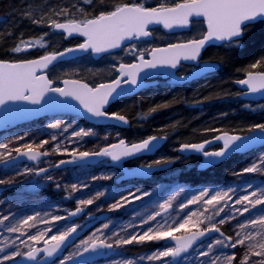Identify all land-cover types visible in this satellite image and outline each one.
Returning <instances> with one entry per match:
<instances>
[{
  "label": "snow or ice",
  "instance_id": "snow-or-ice-1",
  "mask_svg": "<svg viewBox=\"0 0 264 264\" xmlns=\"http://www.w3.org/2000/svg\"><path fill=\"white\" fill-rule=\"evenodd\" d=\"M103 2V0H101ZM84 4H92L93 0H83ZM75 8V5H73ZM83 12V9L80 10ZM56 16H68L70 12L62 8L55 12ZM31 23L47 27L54 30L67 33V37L80 36L84 40L76 44L75 47H65L61 51L46 52L37 59H29L20 62H9L0 59V111L7 112L16 105H32V108H42L46 99L58 98L62 109H70L69 101H75L82 114L95 119L97 122L115 121L122 124H129V120L121 112H109L108 106L119 97L126 96L130 89L136 88L140 82V74L145 70H155L159 68L177 69L182 62H194L195 67L192 73L199 72L202 68L207 69L208 73L215 72L223 64L224 60L210 58L204 60L202 52L210 45H219L227 50L243 49L248 51L249 46L253 44V37L256 32H264V0H161L156 6L145 5L135 0V2H122L113 5L109 10H102L98 15L80 20H68L60 22L56 19H49L47 15L42 14L38 18L29 16ZM161 26L163 29L172 32L175 29H199L192 38L177 42L168 43L167 46L145 47L138 50L136 44L127 45L126 41H144L154 36L155 27ZM256 30V31H253ZM12 35V33H8ZM46 36L47 33H44ZM43 36L35 41H21L11 49L15 53L26 51L33 45L44 44L41 42ZM122 49L128 55L134 56L136 63H119L115 67L117 75L107 83H99L89 86L88 83L79 79H62L59 82L49 75L50 66L54 67L56 62L64 58L75 59V54L83 53L93 56H102L103 54H112L114 50ZM150 57V58H148ZM115 59V56H113ZM260 70V71H256ZM246 79H238L235 83L246 86L247 92L238 95H253L260 93L264 95V52L248 65L245 71ZM184 77H181L183 79ZM62 84L63 86H59ZM232 95L225 91L222 95L215 98H224ZM208 97L207 99H212ZM204 101H197L203 103ZM249 105H245L248 107ZM168 104H161L150 109L149 115L168 108ZM226 115V114H225ZM72 124L66 123L62 118L55 119L54 122L47 124L48 129L60 130L61 134L68 132ZM210 132L220 131L217 129H208ZM248 133H264V123H256L247 128ZM94 135L93 132L79 128L74 130L69 140L73 142L76 139H83ZM264 137V136H262ZM24 136H19L16 140H24ZM56 139L55 136L52 137ZM107 139V137H105ZM167 137L162 135H151L142 139L140 142L131 143L120 139L118 143L102 147L95 151H61V155H67L71 159H61L53 167L60 168L62 165L76 164L96 158H110L113 162H119L123 159L142 156L158 149V141L165 140ZM254 139V136H244L237 134H228L222 132L214 137L215 141H222V147L215 151L206 150V144L213 143V140H205L203 143H184L180 146V152L200 153L203 157L202 164L207 167L216 166L222 162L231 153L241 152L249 148L252 144L247 143ZM49 140H43L39 145L34 146L31 143H24L22 146L9 147L8 143H0V161L8 162L9 158L15 160L17 156H26L29 160H37L41 155L48 156V151L41 152ZM264 143V139L261 140ZM54 152L59 148L53 149ZM13 153L16 155L14 156ZM258 163H252L251 166L244 167L234 175L244 176L246 174L264 175V155L259 156ZM175 163L172 158H160L151 163L141 164L136 171L139 176H147L155 168H163ZM48 173L47 168L38 170L25 169L20 172V176L36 175L40 176ZM112 175L94 177L96 180H111ZM44 179L55 183L56 188L61 185L55 182L51 175H44ZM16 182L14 179H0V185H7ZM80 185L73 184L71 192L81 191ZM87 187V185H83ZM104 193L100 192L97 196L81 199L75 211H70L67 216L54 215L50 218H44L37 215H30L16 223H11L8 215H0V226L9 233L18 234L16 239L27 236V240L20 239V244L28 249L22 251L16 240L8 242L4 240V246L0 247V264H16L17 258L27 261H34L41 264L38 259L43 253L46 258L56 259L52 264H68V261L79 257L87 258L80 260L79 264H91L96 257L107 256L108 251L124 248L129 245H145L151 242H160L171 240L175 241L174 247L163 246L155 254L146 257H140L141 260L159 261L162 264H182V254L195 256L193 264H264V188L257 191L251 184L243 188L242 194L235 195L233 191H220L214 194L209 191H201L199 195H194L189 201L183 204L187 208L192 204H200L204 207V212L210 214L204 219L209 223L200 228L203 223L199 217L203 212H192L179 223L178 227H167L157 225L152 227L151 222L156 220L161 212H156L145 218L140 225H131L140 230L128 232L121 235L119 231L105 235L104 229L109 225L105 223L103 228L97 229L87 239L78 244L77 251L67 257H60L57 254L68 246V241L73 234L77 232V227L73 226L67 230L60 231L48 237V233L53 231V227L59 221L67 220L69 217L77 216L84 211V208L93 205ZM152 194L146 190L137 188L135 191L129 190L127 194H120V197L108 208L109 212H115L125 208L135 201L143 200ZM175 197L170 198L160 208L167 211L171 207ZM228 212L225 213V209ZM255 210V211H254ZM221 213H224L221 216ZM247 214V215H246ZM196 223L193 224V218ZM216 217H219L216 220ZM244 217V219H240ZM215 220V223L213 221ZM9 221L8 224L5 222ZM235 221V225L232 222ZM38 222L47 225L45 230H38L35 235H29V231L35 228ZM229 225L232 233L222 230L223 225ZM148 225V227H144ZM195 227L197 230L190 236H177L175 233L180 229H190ZM127 232V230L125 229ZM99 233V234H98ZM213 236L203 247V241L200 246L193 249L197 240L211 234ZM29 241L32 243L29 244ZM43 243V247L34 245ZM203 247V250H200ZM13 248V251H8ZM245 249L243 257L238 259L236 250ZM193 249V253H189ZM255 258V259H254ZM119 264V262H115ZM124 264H132V261H126Z\"/></svg>",
  "mask_w": 264,
  "mask_h": 264
},
{
  "label": "rangeland",
  "instance_id": "rangeland-1",
  "mask_svg": "<svg viewBox=\"0 0 264 264\" xmlns=\"http://www.w3.org/2000/svg\"><path fill=\"white\" fill-rule=\"evenodd\" d=\"M36 45H33V48ZM256 110V109H254ZM66 123L72 124L73 127L69 128L68 132H64L61 134L60 130L48 129L47 124L53 121H48L46 124L44 122L38 123V125H33L28 127L22 131L11 132L10 135L0 134V143H8L9 147L14 146H22L24 143H31L34 146L39 145L43 140H49L50 145H45L43 149L40 151H48L49 152V160L41 163L43 166H50L56 163V161L60 158L67 157V155H61V151H73L79 149L80 151H95L99 150L102 147H106L105 137L109 138L108 134L98 135L93 130L89 129L82 125L77 119H66L62 118ZM79 128H83L85 130H89L94 133V135L90 137H85L82 140L76 139L74 142L69 140V137L72 135L74 130H78ZM13 133V134H12ZM19 136H24L25 139L16 143V140ZM33 136V137H32ZM55 136L56 139L53 140L52 137ZM116 136V135H115ZM114 135L112 137H115ZM59 148V151L54 152L53 149ZM3 151V150H0ZM15 156V153H13ZM264 155V149L257 151L255 154L251 155L249 158V162L244 167L251 166L252 163H258L259 156ZM11 158H9L10 160ZM8 160V161H9ZM4 163L0 161V179H14L16 182L7 185H0V188L4 187H14L15 191L11 194L4 196L0 200V215H8L10 217L11 223H16L19 220L24 219L30 215H39L44 218H50L54 215H64L67 216L68 213L74 209H70L69 202H73L75 206H80L79 201L81 199H88L97 196L100 192H103L104 195L101 196L98 200L95 201L93 205L87 206L84 208V215L87 212L89 215H92L96 212L102 211L103 208H109L112 203L115 202L116 199L120 197V194H127L129 189L125 190H116L113 187L112 179L111 180H94V177H100L105 175H112L111 171H101L98 170L101 168L92 169H82L81 172H78L74 178L79 179L81 183L75 182H67L62 183L64 180H67L72 177L71 174H63L60 175L59 178L57 175L53 176L55 181L58 180V183H62L61 190L63 194L56 196L55 198L48 197L42 193L44 189L47 188V182L49 180L44 179V176L39 178L35 183H32L31 180L35 177V175H25L20 176L19 173L24 171L25 169H33L38 170L39 165L36 167L31 164H21L17 166H13L7 169H4L1 164ZM243 167V168H244ZM98 169V170H97ZM97 173L95 175L94 173ZM113 178V177H112ZM62 181H60V180ZM108 186L100 187L99 184L106 182ZM57 183V182H56ZM73 184H77L82 186L81 191L76 193L71 192V186ZM248 184H251L257 191H260L261 188H264V175L260 174H246L244 176H235L234 179L226 181L222 184H212L210 182H206L204 185L193 186L189 184H179L175 179L174 181H170L164 183L160 189L155 192H150L152 195L150 197H145L143 200L135 201L133 204L127 205L125 208L119 209L113 212L116 217L114 220L107 221L106 223L109 225L108 229H104L105 235H108L112 232L119 231L121 235H126L128 232H134L140 230L138 227H131V225H140L142 221L151 216L155 215L156 212L161 210L160 205L164 204L170 198L175 197L173 200L171 207L173 211L167 215L165 218L160 219L159 216L156 217L155 221L151 222L152 227H156L158 224L167 227H178L179 223H182L184 219L187 218L192 212L201 213L203 212V216H200L199 219L203 220V223L199 225L200 228L205 227L209 221L204 219V217L208 216L210 212H204L203 209L206 206L200 204H192L187 208L183 207V204L189 201L194 195H199L201 191H209L214 194L215 192L220 191H233L235 195L242 194V190ZM55 185V184H54ZM83 185H87V187H83ZM135 191V190H134ZM155 195L160 198H156ZM149 200L150 204L147 203ZM147 203L146 207H143ZM86 209V210H85ZM170 209V208H169ZM255 211V210H254ZM228 212V209H225V213ZM103 214V213H101ZM83 215V216H84ZM224 213H221L223 216ZM247 215V214H246ZM90 217V216H89ZM80 219V218H79ZM219 217H216L218 220ZM240 219H244L241 217ZM78 220V219H77ZM77 220L72 222H68V220L59 221L53 227V231L48 233V237L53 234H58L57 229L60 231L67 230L70 227L78 225L75 223ZM6 224L9 221L5 222ZM196 223V218H193V224ZM215 223V220L213 221ZM235 225V221L232 222ZM104 225V224H103ZM103 225L97 229L103 228ZM51 225H47L43 222H38L35 228H32L29 231V235H35L38 230H45L47 227ZM144 227H148V225H144ZM226 229L228 233H232V228L229 225H223L222 229ZM79 229V228H78ZM97 229L85 235L83 238H80L76 243H74L64 254L63 257H67L71 255L73 252L77 251V245L81 243L82 240L87 239L93 232ZM127 230V232L125 231ZM197 229L192 227L188 230L180 229L179 232L175 234L177 236H182L190 232H194ZM99 234V233H98ZM18 234L9 233L0 226V247L4 246L5 238H8V242L11 240H16V243L20 245L22 251L26 252L28 249L20 244V239L27 240V236L21 237L20 239H16ZM210 238L209 240H211ZM209 240L203 243V247H206ZM167 241V240H166ZM166 241L160 242H151L145 245H129L124 248L115 249L114 254L111 257H108L104 260L98 261L93 264H115V262H119V264H124L126 261H132V264H162L159 261H148L147 259L141 260L140 257H146L149 255L155 254L158 250H162L163 246H165ZM32 242L29 241V244ZM43 245V243L36 244ZM201 245V244H200ZM199 245V246H200ZM168 247H174V245H167ZM201 247L200 250H203ZM195 247L194 249H196ZM13 248H9L8 251H13ZM225 251H236L238 259L243 257L245 249L239 248L236 250H225ZM193 253V250L190 252ZM186 257L183 259L182 264H193L195 259L193 255H184ZM18 259V258H17ZM255 259V258H254ZM173 264H177V262H173ZM198 264V262H197Z\"/></svg>",
  "mask_w": 264,
  "mask_h": 264
},
{
  "label": "flooded vegetation",
  "instance_id": "flooded-vegetation-1",
  "mask_svg": "<svg viewBox=\"0 0 264 264\" xmlns=\"http://www.w3.org/2000/svg\"><path fill=\"white\" fill-rule=\"evenodd\" d=\"M139 2L144 3L143 0H139ZM145 5L147 6V4H145ZM61 22H67V21H61ZM77 22H79V21H77ZM198 30L199 29H197V28H192V29H187V30H181L179 32L167 33L161 27H156L155 31H154V36L152 37L151 40L134 41L128 45L136 44L138 50H142L145 47H149V48L154 47V46L164 47V46H167V44L171 43V42H177V41L192 38L193 36H195L197 34ZM52 32L59 34L63 38L64 41H76L77 42L76 44H78V43H82L84 40L82 38H77V37L65 39L66 35H64L63 33L55 32L54 29H52ZM253 38H255V36ZM59 43L61 44L60 40H59ZM76 44L70 45L67 47H75ZM63 48H65V46H63ZM63 48H61L58 51L63 50ZM31 49H33V46L30 47L28 49V51H31ZM242 51H243V49L227 50V49L223 48L222 46L213 45V46L207 47L202 52V58L204 60H208L210 58L225 60L224 58H226L227 55H233L236 53H241ZM40 56L26 58V59L18 60V61H10V62H19V61H24V60H29V59H36V58H39ZM113 56H115V59L113 58ZM136 62L137 61L135 60L134 56L128 55V54H126L125 51L120 49L116 52H113L112 54L104 55L99 59H94V58H92L91 55H86L84 57H80V58H76L73 60H69L66 62L59 63V64L55 65L54 67L50 68L49 75L51 78L56 79L58 82H59V80H62V79H79L82 82L88 83L89 86H94V85L99 84V83L110 82L117 75V73L115 72L114 69H115V67H118L119 63H136ZM194 67H195L194 62L182 63V65L176 69L175 79H172L171 77L163 78L162 76H158V77L153 78V79H146L144 81V83H147V84L149 83V85L147 87L143 88L142 90H140L135 95L120 98L119 100H117L115 103H113L112 105H110L108 107V111L109 112H121L123 114L126 109H129L128 104L125 105L126 107L123 106L124 103H126L127 101H130V100H133V99H138L136 109H135V112H138L141 110V103H142L141 97L143 95L144 96L148 95L147 97L149 98L150 96H154V95L163 93L166 95H179L180 97H182L184 99L186 96H190V97H192L190 100V103H186V102L184 103L187 110L194 111L197 113L203 112L206 115L209 114L210 105H209V101L206 100V97H207V94L209 91V87H210L211 83H213L217 77H220L221 74L226 73L227 68H226V65L223 64L215 72H210V73L204 72V69L202 68L199 72H196L193 74L192 68H194ZM67 70H73V71L88 70L89 72L83 76L65 77L64 74ZM181 77H184L183 79L188 78V77H190V78L188 80L182 81L183 79H181ZM245 78H246V75L244 72V73H241L232 82L233 89L230 91V93L232 95L228 96L229 98H233L230 100V102L232 104L231 109L235 112H237L238 110L241 112V109H243V108L249 112L259 111L264 106V99L252 102V101L243 100V98H242L243 95H238L240 93H244V91H242L240 88H238L237 83H235V81L238 79H245ZM59 86H61V84ZM197 101H204V102L203 103H197ZM245 105H249V106L245 107ZM254 109H256V110H254ZM59 118H66V119H73V120L77 119L82 125L93 130L98 135L108 134L110 137L105 139L106 146H110L111 144H116L119 142L120 139H123L128 144H131V143L140 142L142 139L147 138V137H144V138L132 137V135H136L135 127L141 129L142 127L146 126L145 124L147 122H145V120L141 119V121H137L135 124H133L127 116H126V118L130 122V127H128V128H122V127H119L116 125L89 124L88 122H85L83 119H81L79 117H75V116H56V117L55 116H48V117L40 118L39 120H36L34 122H31V123L19 125L15 128H12V129L5 131V132H2L0 134L10 135L9 133H11V132H17V131L19 132V131H22L28 127L33 126V125H38V123H40V122H44L43 124H46V122H48V121H53V120L59 119ZM224 119H225V117H224ZM201 125H202L201 128H199V133H200L201 138L196 139L194 141H190V142H184V143H203L205 140L214 139V137L216 135H220L222 132H227L228 134H237V135L248 134V132L244 133V134L243 133H237L236 130H233V129H222V131L210 132V131H208V129H210L209 123H207L205 121ZM113 135L114 136L116 135V136L112 137ZM168 141H169V138L167 137V142H166L165 146L161 150L156 152L154 155H149V156L137 158L133 161L125 163L124 167L134 168V167H138L141 164L151 163L152 161H154L156 159L162 158V156L164 155L163 154L164 148L167 146ZM184 143L176 144L174 147L173 154H172L171 158L175 160V163L173 164L172 168H170L169 170L163 171V172L154 173L151 177H149L147 179L119 180L124 175V172L117 167L110 166L109 160H104L102 162H99L96 165L68 164L64 168L53 169L44 175H51V176L57 175V177L59 178L60 175H63V174L65 175V174L69 173L72 175L71 178L64 180V182H62L60 179L59 180L62 183H67V182L81 183L79 181V179L74 178V176H76V174L78 172H81L82 169L95 170L96 168H101V169H99V170L97 169V170L99 172L111 171L112 173H115L112 176L113 178H112L111 182L113 184L114 189H116V190H125V189L128 190L129 189V190L134 191L137 188H139L142 191L146 190V191L152 193V192H155L156 190L160 189V187L164 183L174 181L175 179L178 181L179 184L180 183L186 184L185 181H182L180 179L181 176H186L189 174L199 176L201 173H204L205 175L202 177H207V176L209 177L217 168H219V166L221 164L227 162L229 159L237 158V157H244L245 159L249 160L251 155L255 154L257 151H260L261 149H264V147H262L258 150L252 151L251 153H249L247 155L235 154V155H232L231 157L227 158L224 162H222L216 166H213V167H211L209 169H205V170H199V166L203 161V157L201 154L190 155L187 157H184V156L178 154V149ZM47 145H50V143ZM220 147L221 146H213V147H210L206 150L215 151V150H218ZM49 158H50L49 156H45L44 159L41 160L40 162H38L37 164H33V165L31 164V165L33 167L34 166L36 167V165H39V164L43 163L44 161L49 160ZM61 159L67 160V159H71V157L67 156V157L60 158L56 161V163H58ZM53 165L43 166L41 164L39 166V169L40 168H47V169L52 168ZM1 166L4 168L3 164H1ZM4 169H7V168H4ZM242 169H243L242 167H239V168L235 169L234 172H238ZM99 172H96L94 174L97 175V173H99ZM234 172L231 175H234ZM44 175H41V176L35 175V177L31 180V182L35 183L39 178L43 177ZM234 176H236V175H234ZM55 182L58 183V180ZM206 182H209V181H206ZM62 183H60V185H62ZM54 184L55 183H53L52 181H49V182H47V187L49 189L52 187L53 190H57V192H59L60 195H61V193L63 194L61 187L58 189V188H56V186ZM189 185H191V184H189ZM99 186L101 188L106 187V186H108V183L106 181L104 183L99 184ZM4 188H6L5 191L10 190L12 188L15 191L14 187H4ZM2 194H0V195H2ZM155 197L160 198L157 195H155ZM147 203L150 204L149 200L147 201ZM147 203L145 201V204L143 205V207H146ZM69 206H70V209L76 208V206L73 202H69ZM169 208H170L169 211H167L166 213H163V211H164L163 209H161L159 211V212H161V215L159 216L160 219L165 218L167 215H169L173 211L172 207H169ZM101 213H108L109 216L103 222H100L98 224L93 225L85 233V235H88L89 233H91L95 229L99 228L100 226L105 224L107 221L114 220L116 217V215L113 212H109L107 208H103L102 211L96 212L92 215H89V213L86 210L85 215L82 216L80 219H78L75 222V223H78L77 228H79V229L85 228L86 226H88L89 224L94 222V220H88L89 216L97 217ZM114 252H115V250H114ZM102 260H104V259H102ZM99 261H101V260H99Z\"/></svg>",
  "mask_w": 264,
  "mask_h": 264
},
{
  "label": "trees",
  "instance_id": "trees-1",
  "mask_svg": "<svg viewBox=\"0 0 264 264\" xmlns=\"http://www.w3.org/2000/svg\"><path fill=\"white\" fill-rule=\"evenodd\" d=\"M135 0H93L92 4H84L83 0H0V59L7 61H18L26 58L36 57L46 52L58 51L63 46L75 45L76 41H64L63 38L52 32L51 28L41 27L31 23L29 16L39 17L42 14L49 19L61 21L75 20L80 21L98 15L102 10H108L113 5L122 2H134ZM145 4L156 6L161 0H143ZM171 2V0H169ZM75 5V8L73 7ZM62 8L69 10L68 16H56L55 12ZM83 9V12L80 10ZM256 31V30H253ZM12 33V35H8ZM44 33H47L45 36ZM44 44L41 48L39 45L34 46L31 51H21L15 53L11 49L21 44V41H35L40 39ZM61 41V44L59 43ZM49 42V43H48ZM64 49V48H63ZM264 52V32H256L253 38V44L249 46L248 51L243 50L241 53L227 55L224 58V64L227 71L217 77L209 87L206 100L209 101V114L197 113L187 110L184 103H190L192 97L186 96L185 99L179 95L157 94L147 97H141V110L135 112L137 100L133 99L124 103L123 106L129 105V109L124 111L133 124L141 119L147 122L141 129L135 127L136 135L132 137L144 138L151 135H162L169 138L167 146L164 148L162 158H171L176 144L194 141L200 139L199 128L203 122L209 123L210 128L222 131V129H233L237 133H247V128L256 123H264V106L259 111L249 112L244 108L241 112L231 109L230 100L233 98H215L222 95L225 91L230 92L232 82L241 73H244L248 65ZM260 71V70H256ZM89 71L67 70L65 77H78L87 74ZM223 78V79H222ZM213 97L212 99H207ZM168 104L169 107L149 115L150 109L157 105ZM126 107V106H125ZM226 114V115H225ZM225 117V119H224ZM134 130V129H133ZM248 159L237 157L229 159L221 164L209 177L186 175L180 179L193 186L203 185L206 181L212 184H222L235 178L231 175L235 169L244 167ZM187 169V168H186ZM14 192V189L5 191L0 195V200L4 196ZM48 197L55 198L60 193L48 187L42 191ZM226 232V229L223 228Z\"/></svg>",
  "mask_w": 264,
  "mask_h": 264
},
{
  "label": "water",
  "instance_id": "water-1",
  "mask_svg": "<svg viewBox=\"0 0 264 264\" xmlns=\"http://www.w3.org/2000/svg\"><path fill=\"white\" fill-rule=\"evenodd\" d=\"M154 27L156 28V27H161V26H154ZM163 30L165 32H167V33H174V32H179L181 30H187V29H175L172 32H169L168 30H165V29H163ZM54 31L63 33L64 35L67 36V33H64L62 31H58V30H54ZM74 37L84 39L83 37H80V36H77V35L70 36V37H67V38H74ZM151 39L152 38H150L149 40H151ZM132 42H134V41H126L125 43L128 45V44H130ZM210 46H213V45H210ZM207 47H209V46H207ZM118 50H120V49L114 50V52H116ZM86 55H89V54L77 53V54H75V57L76 58H80V57H84ZM104 55H107V54H103L102 56H104ZM91 56L94 59H99V58L102 57V56L97 57V56H93V55H91ZM69 60H73V58H64V59L56 62L55 65H57L59 63H62V62L69 61ZM182 63H186V62H182ZM50 68H52V67L50 66ZM204 72H208V70L204 69ZM175 73H176V69H168V68H159V69H155V70H145V72H142L140 74L139 85L136 88L130 89L129 93L126 96L119 97L117 100H119L120 98L127 97V96L135 95L140 90H142L143 88L147 87L149 85V83L148 84L144 83V81L146 79H153V78H156L158 76H162L163 78L171 77L172 79H175ZM189 78L190 77L185 78L182 81L188 80ZM61 86H63V85L61 84ZM237 86L242 91H244V93L248 91L246 86H243V85H240V84H237ZM242 98H243V100L254 102V101L263 100L264 99V95H262L260 93H257V94H253V95H243ZM116 101H114L113 103H115ZM68 103L70 105V109H62L61 106H60V102H59L58 98H52V99H46V101L44 103V106L42 108H35L34 109V108H32V107H34L32 105H16V106H13L7 112L0 111V133L8 131V130H10L12 128H15V127L19 126V125L31 123V122H34L36 120H39L40 118L48 117V116H55V117L56 116H75V117H79V118L83 119L85 122H88L89 124H94V125H116V126H119V127H122V128L130 127V122L127 125L122 124V123H118V122H115V121L97 122L95 119L87 117L86 114L85 115L82 114L81 113L82 109L79 108V105L75 101H72V102L69 101ZM113 103H111L110 105H112ZM249 135L254 136V139L252 141L247 142V143H250L252 145L249 148L245 149L244 151L231 153L227 158H229V157H231L232 155H235V154L247 155V154L251 153L254 150H258V149L264 147V143H261V140L264 139V137H262V136H264V133H259V132L251 133V134L248 133V134H246L244 136H249ZM212 140L214 142L210 143V144H206V149H208L210 147H213V146H221L222 147V141H215L214 139H212ZM166 142H167V139L158 141L157 142L158 145H159L158 149L153 151V152H151V153H147V154H144V155L138 156V157H131V158L123 159V160H121L119 162H113V161H111L110 158H96V159L88 160V161H85V162H77L76 164H78V165H96L99 162H102L104 160H109L110 161V163H109L110 166L117 167V168H119L120 170H122L124 172V175L119 180L147 179V178L151 177L154 173L163 172V171L169 170L170 168H172L174 163L170 164V165H167V166H165L163 168H155V169L151 170V172L147 176H139V175L136 174V171L139 168V166L138 167H134V168H126V167H124V164L127 163V162H130V161H133V160H135L137 158H141V157L149 156V155H154L156 152H158L159 150H161L165 146ZM178 154L182 155L184 157H187V156H190V155H198L200 153L180 152V151H178ZM44 157L45 156L41 155L37 160H29L26 156H17V158L15 160L11 159L7 163L4 162L2 164H3L4 168H9V167L17 166V165H21V164H32L33 165V164H37L38 162L43 160ZM227 158H225V160ZM224 161H222V162H224ZM222 162H220V163H222ZM220 163H218V164H220ZM67 165H62L60 168H55V167L48 168V172L53 170V169L64 168ZM209 168H211V167H207L206 164H202V163L199 166V170H205V169H209ZM5 190H6V188H0V194H2ZM72 211H75V209L72 210ZM167 211H169V208L167 209ZM167 211L164 210L163 213H166ZM83 215H84V211L82 213L78 214L77 216L69 217L67 220H68V222H72L74 220H77V219L81 218ZM108 216H109L108 213H103V214L98 215L97 217H93V216L88 217V220H94V222H92L91 224H89L88 226H86L83 229H78L77 228V232L75 234H73V237H71L70 240L67 242L68 246L66 248L62 249V251L60 253H58L57 255L60 256V257H63L64 254L66 253V251L74 243H76L80 238H82L85 235V233L93 225L98 224L100 222H103ZM192 233L193 232H190V233H187V234L182 235V236H190ZM216 235H218V234L214 233V234H211L209 236L200 238V240H197L196 243L193 245V249L195 247L199 246L202 241L204 243L205 241L209 240L210 238H212L213 236H216ZM165 244L166 245H174L175 246V241L167 240L165 242ZM35 247L39 248V247H43V245H37ZM193 249H189V253ZM105 251H108V255L107 256L96 257L93 261H91V264H93V263H95V262H97L99 260L106 259V258L110 257L114 253V251H109V250H105ZM87 255L88 254H86L85 257H79L77 259L70 260V261H68V264H79V261L86 259ZM184 255H187V254H182V257ZM38 259L41 260V264H52V261L55 260L56 258L55 257L46 258V257H44V254L41 253L40 257H38ZM10 264H11V262H10ZM16 264H36V262L27 261V260H23L21 258H18Z\"/></svg>",
  "mask_w": 264,
  "mask_h": 264
}]
</instances>
